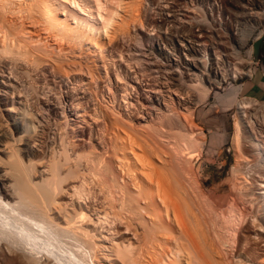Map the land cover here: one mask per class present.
<instances>
[{
  "label": "bare ground",
  "instance_id": "bare-ground-1",
  "mask_svg": "<svg viewBox=\"0 0 264 264\" xmlns=\"http://www.w3.org/2000/svg\"><path fill=\"white\" fill-rule=\"evenodd\" d=\"M214 1L220 0L200 1L198 4L205 11L216 13L218 21H221V18H224L223 11L216 9ZM221 1H224L226 13L228 10L230 16L234 17L230 30L237 41H241L240 45H244L252 31L261 27L253 43L258 41L259 35L264 34V0ZM122 2V0H0V68L8 69L7 72L12 66L29 65L30 68L33 66L39 68L37 66L46 60L39 57L42 55L51 60L50 64L56 69L61 67L57 53H80L88 50V45L98 52L103 51L106 42L104 40L109 35L107 32L119 17ZM168 4L169 7H165L168 11V20L165 19L166 22H171L176 16L174 10L178 11L174 7L180 4L173 1ZM167 27L168 25L166 29ZM239 35L242 37L238 38ZM206 37L203 33L193 37L186 35L180 43V49H176L183 55L181 60L175 59L177 63L172 64L169 62V56L165 57L168 62L166 74L170 84L182 82L184 85L181 86L186 87L185 91L193 87L197 90V102L204 101L214 85H220L229 77L237 78L243 73L241 48L235 50V46L229 45L232 49L231 52L226 50V54L217 49L215 44H210L211 48L208 51L204 49ZM162 49L156 43L152 47L149 46L146 51L150 57L153 51L160 50L161 53ZM54 53L57 57L53 55ZM247 54L249 59L251 50H248ZM251 62L254 63V60L250 58ZM137 79L133 78V83L139 84L136 82ZM133 83L121 85L123 93L120 98L123 106L119 108L128 111L127 108L131 106L138 116H142L139 115L140 110L145 107L137 92L141 85L136 88ZM147 90L151 94L156 92L161 94L160 90H155L156 92L151 88ZM180 90L172 93L176 96L177 103L180 100L188 101L187 91ZM132 91L135 93L134 105L129 99ZM237 91L235 88L232 93ZM167 92L170 91L166 90L164 94ZM170 95V93L163 95L162 92L159 96L161 99L152 95L141 98L153 110L160 111L163 119L166 118L165 123L169 128L151 129L150 133L147 131L150 139L146 138L153 141L151 144L156 146L152 149L150 147L149 153L141 143H134L135 131L132 132L134 134L132 137L129 129V131L120 129L124 135L122 137L118 133L121 136L117 138L119 142L114 141L116 138L114 142L111 140V144L109 143L110 149L113 150L111 153H108L107 149L108 151L101 152L103 154H98L97 151L90 152L91 150L88 151L89 154L82 151L79 145L74 143L69 145L68 141L66 144V139L62 142L60 138L59 149L51 152V160L47 167L38 170L36 163L30 161V158L35 156L33 144L39 140L38 133L33 132L34 129L17 127L9 129V134L4 133L7 129L3 132L0 130V264H231L233 260L230 263L223 260L224 257L223 261H220L221 251L219 252V246L216 245V239L221 229L224 232H221L223 237L226 236L224 239L227 238V244H221L220 248L226 244L229 249L234 250L235 245L237 251L242 239H239V236L236 238L239 233L237 229L240 230V222L245 216L233 209L224 210L225 212L218 210L220 207L217 203L205 196V192L203 194L202 190L200 191V186H195L197 183L193 184L196 181L193 180L194 177L192 184L188 183L191 180H186L188 172L185 168L188 161L185 163V158L189 156L187 157L189 159L190 154L193 155L200 144L192 137V133L184 129L188 125L183 126V122L178 118L180 115L177 117L173 112L175 108L173 111L170 110L167 104V100L172 99ZM66 98L70 101L71 111L85 109L76 99L77 96L75 98L70 94ZM128 99L130 101H127ZM225 99H228L227 95L221 97L219 101ZM184 102H181V105H184ZM45 106L48 110L51 107ZM236 109L234 146L240 154L237 155L236 168L233 171L243 174V186L250 183L261 191L257 193L263 197L256 203L255 208L257 212H263L264 102L242 98L236 101ZM43 111L45 112V109ZM176 111L178 112V109ZM151 115L152 113L150 117ZM250 118H254L255 121H251ZM28 131L35 133V136L33 133L32 136L29 135ZM101 134L103 137V133ZM100 136L97 138H101ZM92 146L93 144L89 147ZM135 148H141L138 150L140 152H136ZM119 153H122L119 155L121 158L118 156ZM152 159L159 162L160 166L153 163ZM165 168L168 170L164 171ZM248 188L249 186H244L243 190ZM254 189L251 188L248 192L251 194ZM250 194L249 201H256L254 193L251 196ZM205 217L209 218L210 224L206 222L208 225H203L201 220ZM220 218L222 228L218 226L220 223L215 222V219ZM253 219L252 225H257V217V223H253L255 221ZM258 227L263 231L258 238L256 237L258 239L256 243L262 245L254 242L259 253L264 250V223L261 222ZM220 250L224 252L223 249ZM231 250L228 253H231ZM248 258L246 260L239 258L238 261L241 264H253L252 261L248 262Z\"/></svg>",
  "mask_w": 264,
  "mask_h": 264
},
{
  "label": "rangeland",
  "instance_id": "rangeland-1",
  "mask_svg": "<svg viewBox=\"0 0 264 264\" xmlns=\"http://www.w3.org/2000/svg\"><path fill=\"white\" fill-rule=\"evenodd\" d=\"M122 1L123 2L120 6V15L115 19L112 28H110L107 32V34L109 33L110 36L107 35L104 40L106 42L105 46L103 47V51L98 52L95 50V48L89 47L88 45V50H84L80 53H57L59 54L58 61L60 62L59 64H61V67H56V69H54L55 67L50 64L51 60L45 58L42 55H40L39 57H43L42 60H46L45 62L43 61L42 64L38 66L36 65L39 68H34L33 66V69L32 67H28L29 65H26L27 67L24 65H20L19 67L12 66L8 72V69L0 68V73H4L3 75L0 74V130L3 132L7 129L8 132L5 131L4 133L9 134V129H14V127L21 129L29 128L32 130L37 129L36 131L33 130V132H35L36 134L38 133L37 135H39L40 137L39 140L33 144V148H35L33 155L35 156H32L34 160L32 161L33 158L31 157L32 159L30 158V161L34 164L36 163L35 166L38 170H43L44 167H47L46 165H48V162L51 160V152L57 151L59 149L58 144L60 145L61 143V141H59L60 138L61 140H63L62 142H64L65 139V142H70L69 145H73V143L74 145H79L82 151L84 150V152L86 153L91 150L90 152L93 151L94 153L97 151L96 153L103 154L101 152L109 150V153L110 151H113L110 149L111 140L112 142H119L117 138H120L122 135H124L120 129H129L131 131V133L129 132V134H131L132 137L135 134L134 143H141V146H143L145 150L147 149V152L148 150L150 151V147L151 149L153 147H156L154 144H151L153 143V141L149 140L150 135L147 133V131L150 133L151 129L169 128L165 123L166 118L165 120L163 119L164 117L160 113V111L153 110L142 99L143 97L146 98L149 95L161 99L159 96L162 94V92L163 95L170 93L172 99L167 100V104H169L170 110L173 111V108H175L173 112L175 115H177V117L178 115H180L178 118L181 122H183V126L188 125L187 128L184 129H187L188 133H192V137L197 139L200 144V147L196 148L195 153H193V155L190 154L189 159L187 158L189 156H186L185 158V163L188 161V163H186L187 168H185L188 172V176H186L187 178L185 177L186 180H191L188 181V183L190 184H192L196 180L193 184L195 185V183H197L195 186H200V191L202 190L201 192L203 194L205 192V196H208L209 199H212L211 201L217 203L218 207H220L218 210L221 209L220 211H228L230 209H233L236 213L239 212L240 214H243V216H245L243 221L240 222V230L242 232L236 228L237 232L239 231V233H237L236 235V238L237 236H239V239L242 238L237 246V251L235 249V245L234 250L229 249V247L226 245L227 238L224 239V237L226 236L223 237L224 232L220 229V235L218 234V238L220 239H216V245L217 247L219 246V252L221 251V254H224V256H221V254L219 255V259L221 258L220 261L222 260V257H224L225 259L223 260H226L227 262L231 263L233 260L231 264H241V262L238 261L239 258L246 260L249 257L248 262L252 261L253 264H264V250L259 251L258 253L256 246V244L258 243H256V241H258V236L263 233L262 228L258 226L261 224V222L264 223V211L257 212L256 203L259 202V200H261L263 196H260L257 192L261 191L258 190L255 185H250V183L244 185L245 187L249 186V188L244 191V186L242 184V179H244V177H242L243 174L239 172L235 173V171H233L234 168H236L237 155L240 154L237 151L236 146H234V122L237 121L236 101L242 98H251L245 95L243 90L245 84L249 82L248 77L250 76V74H252L254 67V63H250V58L251 60H253L252 54L248 59L247 52L248 50H251V44L253 43L254 39H256L255 37H257L259 31L262 28L257 27L254 31H252L251 34L248 35L249 39L244 43L243 46H241V41H237V38L235 37V35H233L234 33H232V31L230 30L234 18L232 15H224V18H221V21H218L217 14L214 12L206 13L205 16L202 15V17H199L197 9H203V7L199 5V2H212V0ZM171 1L175 2L176 4L186 3V9L188 7V12L186 10L182 12L181 10H183L184 8H181L180 11L174 10L176 16L171 22H166V19L168 20V17H165V14L168 13L166 9L169 7V4L167 3ZM166 6L167 8H165ZM178 7H181V5H176L174 9H178ZM178 12H182L184 14L186 13V15H189L190 18L185 16V18L181 17L180 19H178ZM226 14H230L228 10ZM212 21H214V23ZM166 25H168V29H166ZM217 28H223L224 33L226 34L221 35L219 31H217ZM198 33H203L207 36L205 38L206 45L204 46V49H207L209 51L210 48H208V45L210 46V44H215L217 49L226 53V50H228V52H231L232 46H235V50H239L241 48L240 57L243 59L242 62L244 61V64L242 65L243 73L241 75H239L237 78L229 77L220 85H214L204 101L201 102H197V90H194L193 87L186 90V92L184 89L186 87L181 86V84L184 85L182 82H178L180 85L177 82H172L170 84L168 74H166V69L168 68L166 64L168 62H166L165 60V57L167 55L169 56V62L172 64L177 63L178 60H181L183 55L176 49H180V43L186 38V35H188V37H193ZM241 37L242 36L240 35L238 36V38ZM26 41L29 42L28 40ZM156 43L160 45V48L166 49V51L162 49L160 53V50H155L152 52L153 55L151 53L152 56L150 55L149 57V54L146 50L149 46L152 47ZM220 43H222L223 45H221ZM227 47H229L230 49ZM84 53L87 54L85 55L86 57L83 55ZM57 54L54 53L53 55H56L55 57H57ZM175 59L177 61H175ZM130 70L133 71L131 72ZM9 72L11 74H9ZM132 76L133 78H138V81L136 80V82H139V84L133 83V78L130 79V77ZM127 82L128 84L133 83L132 85H135L134 87L136 88L141 85V88L138 87L137 92L140 94V101H142L145 107H143L144 109H141L142 111L140 110L139 115L142 114V116H138V114H136L131 106L127 108L128 111H125V109L123 108H119L123 106V103L121 102V94L123 93L121 92V85L123 86L127 84ZM163 82H165L167 86ZM148 84L150 85L149 87L154 91L160 90L161 94L159 95L156 91L155 92L158 95L156 93H149L147 90H150ZM177 85H179L180 88ZM155 87L156 89H154ZM235 88H237L238 91L236 93H232L233 89ZM166 90L170 92L164 94ZM176 90L186 92L188 101L184 102L180 100V103H177L176 96L172 94H175V92L177 93ZM131 93L132 94H130L129 98L131 101L129 99L127 101H130L134 105L135 93L134 91H132ZM70 94L75 96V98L77 96L76 99L79 101V103H81L82 108L85 109H81V111L77 110L78 112L71 111V108H69L70 101H68V99L66 98V96ZM225 95L228 96V99L219 101L220 98ZM170 100L172 101V103ZM257 101L264 102V100ZM181 102H184L185 104L182 103L184 105H181ZM44 104L51 106L49 107L50 109L48 110ZM54 105L55 107H53ZM148 107H150V109ZM129 108L130 111L132 110L131 112L129 111ZM43 109H45V112L43 111ZM177 109L178 112L176 111ZM144 110L145 112L147 111L149 113H145ZM162 111L164 112V109ZM172 111L170 113H172ZM63 112L65 114H62ZM151 113L152 115L150 117ZM40 115L44 117L41 118ZM141 117H143V119ZM156 120H159L158 124ZM185 120L187 121L186 123ZM250 120L255 121L254 118H250ZM33 132L28 131V134L32 136ZM114 132H116V134ZM132 132L134 134H132ZM35 133H33V136H35ZM98 133H100L101 136L98 135ZM101 133H103V137ZM118 133H120L121 136ZM138 133L139 135H136ZM145 133L147 134L145 135ZM94 134H96V136ZM63 135L65 136V138H63ZM97 136H100L101 138L98 137V139ZM136 136L138 138V142H136ZM144 136V139H147V142H145V140L143 139ZM146 137H148L149 139ZM103 139L106 140L103 141ZM142 140L144 141L142 142ZM99 142L100 144H98ZM103 142L105 143L102 144ZM92 144L93 146L89 147ZM100 145L102 146L100 147ZM162 145L165 146V143H162ZM101 148L103 151L101 150ZM140 149L135 148V151L137 150L136 152H140L138 151ZM149 151L147 153H149ZM120 154L122 153H119L118 156ZM39 158L41 160H39ZM154 162L156 165L160 166L159 162L153 160V163ZM166 170L168 169L165 168L164 171ZM193 177L194 181H192ZM250 187L252 189L256 188L251 191V194L250 192H248L251 189ZM248 194H250V196L253 194L254 198H257L256 201L254 200L250 202V197L248 198ZM205 218L201 220L203 225L209 223L210 221L208 217ZM259 218H262L263 220L261 219L260 221ZM252 219L255 220L253 221V223L257 221L260 224L258 225V223L256 222L257 225L253 224L255 225L253 226L251 221ZM215 220V222L220 223V225H218L219 228H222L221 218ZM249 221H251V224ZM243 226L244 229L242 230ZM221 235L223 239L221 238ZM220 240L222 241L220 242ZM224 240L226 241L224 242ZM224 243H226V246L224 245L226 249L223 246L222 248H220L221 244L223 245ZM220 249H223L225 253ZM230 250L231 253H228L230 252ZM225 254L230 255L225 256ZM259 257L261 258V260ZM262 260L263 262H261ZM226 261L224 262L227 263Z\"/></svg>",
  "mask_w": 264,
  "mask_h": 264
},
{
  "label": "crops",
  "instance_id": "crops-1",
  "mask_svg": "<svg viewBox=\"0 0 264 264\" xmlns=\"http://www.w3.org/2000/svg\"><path fill=\"white\" fill-rule=\"evenodd\" d=\"M264 41L253 43L251 47V54L253 60H259L258 66L254 68L248 81L244 86V94L251 99L264 100V62L263 58Z\"/></svg>",
  "mask_w": 264,
  "mask_h": 264
},
{
  "label": "built area",
  "instance_id": "built-area-1",
  "mask_svg": "<svg viewBox=\"0 0 264 264\" xmlns=\"http://www.w3.org/2000/svg\"><path fill=\"white\" fill-rule=\"evenodd\" d=\"M214 2H216V9H221L222 11H223V15H228V16H230V14H225V10H224V1H214ZM168 4V3H167ZM192 4V3H191ZM181 5V7L180 8H178V11H180L181 10V8H184L183 10H181L182 12H184L185 10L188 12V7H187V9H186V3H184V4H180ZM182 12H178V14H177V18L178 19H180L181 17H184L185 18V16H187V17H189L190 18V16L189 15H186V13L184 14V13H182ZM197 12L199 13V17H202V15L203 16H205V14L206 13H212V12H207V11H205L204 9H197ZM178 16H180V17H178ZM165 17H168V13L167 14H165ZM217 31H219V33L221 34V35H223V34H226V33H224V30H223V28H217ZM229 36H230V34H229ZM259 41H264V34L263 35H259V40H258V42ZM208 48H211L209 45H208ZM252 59H254L253 57H252ZM262 60H263V62H264V51H263V58H262ZM258 62H259V60H254V67H253V70H254V68H256V66H258ZM251 75V74H250ZM250 77V76H249Z\"/></svg>",
  "mask_w": 264,
  "mask_h": 264
}]
</instances>
